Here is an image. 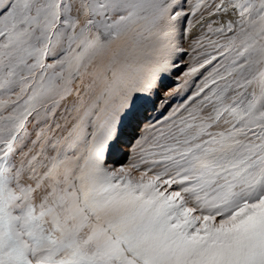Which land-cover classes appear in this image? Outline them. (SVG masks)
<instances>
[{
  "label": "snow or ice",
  "instance_id": "obj_1",
  "mask_svg": "<svg viewBox=\"0 0 264 264\" xmlns=\"http://www.w3.org/2000/svg\"><path fill=\"white\" fill-rule=\"evenodd\" d=\"M0 264H264V0H0Z\"/></svg>",
  "mask_w": 264,
  "mask_h": 264
}]
</instances>
